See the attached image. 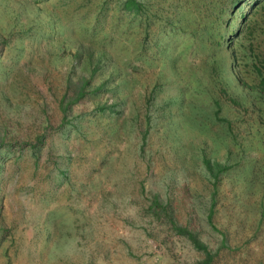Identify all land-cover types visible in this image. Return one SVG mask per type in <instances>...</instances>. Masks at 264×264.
Returning a JSON list of instances; mask_svg holds the SVG:
<instances>
[{
  "label": "rangeland",
  "instance_id": "374dc122",
  "mask_svg": "<svg viewBox=\"0 0 264 264\" xmlns=\"http://www.w3.org/2000/svg\"><path fill=\"white\" fill-rule=\"evenodd\" d=\"M179 229L264 264V0H0V264L206 261Z\"/></svg>",
  "mask_w": 264,
  "mask_h": 264
},
{
  "label": "trees",
  "instance_id": "16d2710c",
  "mask_svg": "<svg viewBox=\"0 0 264 264\" xmlns=\"http://www.w3.org/2000/svg\"><path fill=\"white\" fill-rule=\"evenodd\" d=\"M249 1V0H247ZM206 164L209 168V171L214 175V177L217 179L219 174L221 173V171H223V166L216 164L215 166L212 165L209 161H206ZM215 173V174H214ZM180 233L183 235H189V240L195 245V247L198 250H202L206 255H207V259L206 261H204L203 263L200 264H210L212 261V255L209 253L208 249L206 246H204L203 244H201L196 236L194 234H191L189 231H187L186 229H179Z\"/></svg>",
  "mask_w": 264,
  "mask_h": 264
}]
</instances>
